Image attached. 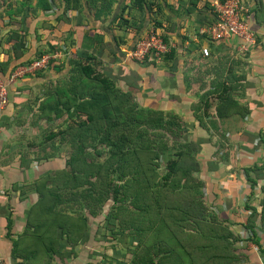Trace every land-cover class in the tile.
Segmentation results:
<instances>
[{"label":"crops","instance_id":"0c3cea01","mask_svg":"<svg viewBox=\"0 0 264 264\" xmlns=\"http://www.w3.org/2000/svg\"><path fill=\"white\" fill-rule=\"evenodd\" d=\"M113 1L111 13L64 12L63 6L56 2L52 9L27 11V8L5 21L8 25L3 31L9 32L10 28L14 31L4 37L0 34V63L9 47H13L12 54L18 63L36 58L39 52H60L61 57L47 70L9 85V103L0 109L3 264H127L131 256L128 238L118 244L108 234L105 223L94 218L89 221L90 233L85 239L73 243L64 234L62 244L53 251L50 243L57 241L58 236L52 232L50 219L35 212L39 199L37 182L65 168L69 157V150L63 152L69 140L60 134L67 127V116L52 121L43 104L71 76L72 60L93 57L91 63L122 90L131 92L141 107L179 119L188 130L186 139L200 147L198 176L205 185L204 196L213 211L230 217L234 232H241L251 212L245 209V204L256 206L255 200L262 195L260 185L252 190L245 169L260 166L264 161V143L259 138L254 143L250 140L264 128V21L259 23L256 19V14L264 15V0H240L249 11V28L254 35L253 43L246 45L247 50L242 49L245 41L241 38L214 41L203 32L216 21L213 0H154L150 13L130 10V0ZM121 11L129 26H121L119 20L113 22ZM152 29L175 46L172 59L139 63L128 58V50ZM203 47L211 49L210 57L202 56ZM223 63L234 64L237 75H246L245 90L240 87L234 92L237 100L251 108L244 119L233 110L223 120L214 117L215 108L207 116L202 115V110L197 112L200 96L210 88L215 70ZM7 77L0 72V79ZM211 121L219 123L225 136L208 132L204 126ZM52 132L58 135L47 140ZM254 230V241L239 243L249 257L244 264H264L261 255L264 226L258 222Z\"/></svg>","mask_w":264,"mask_h":264},{"label":"trees","instance_id":"16d2710c","mask_svg":"<svg viewBox=\"0 0 264 264\" xmlns=\"http://www.w3.org/2000/svg\"><path fill=\"white\" fill-rule=\"evenodd\" d=\"M56 2L64 12L81 13H111L115 3L0 0V29L3 31L8 25L6 19L20 10L45 11ZM130 2V10L141 12L150 13L155 6L154 0ZM17 3L23 7L16 8ZM261 16L264 15L256 14L259 23L264 21ZM117 20L121 26L130 25L122 11L113 22ZM1 30L2 37L14 31ZM163 38L169 42L165 35ZM12 50L13 47L8 48L0 63L3 76L9 77L18 66L29 62H16ZM174 52L173 49L164 59H172ZM43 54L39 52L36 58ZM91 60L93 57L72 60L71 76L43 104L51 114L48 119L67 116V127L60 134L70 143L65 168L37 182L36 215L49 218L52 232L58 236L57 241L50 243L52 250L62 244L64 234L73 243L85 239L90 233L89 221L94 218L105 223L108 234L118 244L128 238L131 256L127 264L246 263L248 253L239 247L242 239L233 231L230 217L213 211L204 196L205 185L198 176V143L186 139L188 130L177 117L141 107L131 92L118 87ZM233 66L223 63L215 70L216 77L200 96L197 112L202 110V115L207 116L215 108L214 117L221 120L229 116L230 110L242 119L251 113L247 103L235 98V91L240 87L245 90L246 75H237ZM209 124L203 125L209 133L225 136L218 122ZM57 135L52 132L47 140ZM253 135L264 143V128ZM245 173L252 190L260 185L263 196L260 209L245 204L251 212L242 225L254 233L258 222L264 226V161L260 166L245 169ZM37 230L34 233L40 235ZM39 244L42 249L43 241Z\"/></svg>","mask_w":264,"mask_h":264},{"label":"built area","instance_id":"2783aa9c","mask_svg":"<svg viewBox=\"0 0 264 264\" xmlns=\"http://www.w3.org/2000/svg\"><path fill=\"white\" fill-rule=\"evenodd\" d=\"M213 12L216 21L213 25L203 30V32L214 41H220L231 37H238L245 41L242 49L247 50L249 43H253L254 35L249 28L248 9L240 0H213ZM174 45L165 39L154 29L142 39L138 40L135 46L128 50L126 56L136 62L143 63L147 59L155 62H162L166 55L174 49ZM202 56L208 58L211 56V50L208 47L201 49ZM60 52H46L39 58H34L23 65L18 66L12 71L7 81L0 79V109H4L9 103V85L16 83L28 76L47 70L51 63L60 59ZM241 232L238 233L242 241H251L254 233L241 226ZM264 257V251L261 252ZM0 264H3V257L0 253Z\"/></svg>","mask_w":264,"mask_h":264},{"label":"rangeland","instance_id":"374dc122","mask_svg":"<svg viewBox=\"0 0 264 264\" xmlns=\"http://www.w3.org/2000/svg\"><path fill=\"white\" fill-rule=\"evenodd\" d=\"M15 5H16V8H17V6H18L19 8H20L21 6L23 7V4H20V5H19V4L17 3V4H15ZM20 11H21V10H20ZM20 11H19V12H20ZM3 24L5 25L4 22L2 23V26H3ZM0 30H1V29H0ZM159 34H160V33H159ZM160 35L162 36V34H160ZM209 38H210V37H209ZM210 39H211V38H210ZM210 50H211V49H210ZM225 56H226V55H225ZM223 57H224V56H223ZM244 57H245V56H244ZM233 69L235 70V66H233ZM245 69H246V67H245ZM245 69H242V70H243L242 72H244ZM238 122H239V121H238ZM49 131H50V130H48V133H49ZM255 139H257V138H256L254 135H252V137H250V140L252 141V143H254V140H255ZM65 144H66V145H65V147L63 148V152H64V153H67L68 150L70 151V145H69V142H65ZM255 148H256V145H255ZM223 150H224V149H223ZM256 151H257V148H256ZM254 152H255V151H254ZM262 163H263V162H261V164H262ZM258 187H259V185H258ZM259 189H261V188H259ZM261 197H263V196L260 194L259 197H258V199L260 200ZM259 200H255V204H257L256 206H258V204H259L258 201H259ZM260 204H261V203H260ZM258 208L260 209V207H258ZM219 215H220V214H219ZM261 255H262V258H263V262H264L263 254H261Z\"/></svg>","mask_w":264,"mask_h":264},{"label":"water","instance_id":"95a60500","mask_svg":"<svg viewBox=\"0 0 264 264\" xmlns=\"http://www.w3.org/2000/svg\"><path fill=\"white\" fill-rule=\"evenodd\" d=\"M0 42H1V35H0Z\"/></svg>","mask_w":264,"mask_h":264}]
</instances>
